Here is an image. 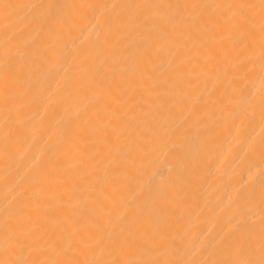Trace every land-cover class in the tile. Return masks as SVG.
Segmentation results:
<instances>
[{
	"label": "bare ground",
	"instance_id": "bare-ground-1",
	"mask_svg": "<svg viewBox=\"0 0 264 264\" xmlns=\"http://www.w3.org/2000/svg\"><path fill=\"white\" fill-rule=\"evenodd\" d=\"M0 264H264V0H0Z\"/></svg>",
	"mask_w": 264,
	"mask_h": 264
}]
</instances>
